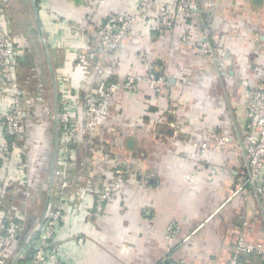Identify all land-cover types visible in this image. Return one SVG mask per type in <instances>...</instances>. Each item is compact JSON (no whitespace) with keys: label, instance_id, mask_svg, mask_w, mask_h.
<instances>
[{"label":"crops","instance_id":"0c3cea01","mask_svg":"<svg viewBox=\"0 0 264 264\" xmlns=\"http://www.w3.org/2000/svg\"><path fill=\"white\" fill-rule=\"evenodd\" d=\"M181 1L196 2L197 15L178 14L169 30L136 25L116 51L117 66L104 70V79L143 74L138 54H144L169 83L161 94L141 84L136 94L117 92L106 101L96 144L73 148L67 165L70 187L63 196L51 176L59 143L56 94L57 104L62 97L70 101L72 119L79 124L82 96L95 86L106 58L89 55L96 27L111 11H134L137 0H103L95 12L66 0H41L39 6L35 0L38 19L27 0L26 23L9 18L16 55L26 60L24 73L34 85L25 110L28 153L13 163L0 162V231L11 204L25 212L10 262L31 251L50 186L49 207L62 209L56 240L66 264H162L165 257L185 264H227L240 232L264 248V196L234 193L245 159L246 91L264 89V0ZM3 2L9 8L12 1ZM204 24L212 32L214 59L197 46ZM184 33L190 39L183 40ZM76 47L79 53L70 51ZM10 102L11 93L0 89V116ZM213 131L228 143L221 152L213 148ZM3 135L0 124V141ZM91 155L95 160L82 168L79 162ZM122 162L133 173L104 211L92 216L89 189L106 184L109 168ZM13 167L27 173L28 195L14 182ZM169 225H175L174 234L168 233ZM239 260L262 264L256 255Z\"/></svg>","mask_w":264,"mask_h":264},{"label":"built area","instance_id":"2783aa9c","mask_svg":"<svg viewBox=\"0 0 264 264\" xmlns=\"http://www.w3.org/2000/svg\"><path fill=\"white\" fill-rule=\"evenodd\" d=\"M83 6H90L95 12L103 0H66ZM197 3L181 0H137L134 11H111L96 27L95 49H91L89 55L101 53L105 60L101 62L95 78V86L86 91L82 96L81 122L74 123L70 101L66 97L58 100L57 104V166L52 169V178L55 180L56 190L59 196L70 187L67 178V165L72 160L73 148L77 143L86 146L95 145L99 120L106 114V101L117 92H130L136 94L140 91V85L146 84L155 94H161L169 83L170 78L159 73L156 66L144 54H138V60L143 67V74L128 73L121 79L105 82L106 68H115V54L125 38L132 33L134 27L140 23L153 25L158 30H169L174 26L178 14L184 17L197 15L194 10ZM199 32L197 46L205 54L214 59L215 50L211 29L203 25ZM7 18L0 12V89L11 93V102L0 116V124L3 129V139L0 141V162L15 161V157H22L28 153L29 144L26 138L25 110L32 98V86L29 79L24 78L23 85L19 79V57L15 52L17 37L8 28ZM183 40L190 39L189 34L182 35ZM80 48H71L77 53ZM79 53V52H78ZM104 80V84H102ZM101 83V84H100ZM247 107L244 140V161L239 170L241 182L234 193L247 191L255 196H264V89L246 91ZM213 148L221 152L228 147V143L217 131L211 133ZM206 144L201 145V150ZM95 156H86L79 165L83 168ZM14 182L20 188L23 195H28L29 178L23 168L13 167ZM134 169L129 163L122 162L109 168V177L106 184L93 185L89 189L93 195L94 205L92 216H99L105 205L114 200L115 195L121 190L124 179ZM9 221L0 231V264H66L58 255L59 245L56 240V230L62 217V209L58 205H52L45 213L43 223L38 226L30 240L32 249L28 255L19 254L17 259L8 260L9 252L24 229L25 212L16 204L10 205ZM247 222L243 221L242 226ZM175 225L168 226V233L174 234ZM256 255L264 264V248L247 242L240 232L235 239V244L227 264H241L240 256ZM162 264H185L169 257L162 259Z\"/></svg>","mask_w":264,"mask_h":264},{"label":"rangeland","instance_id":"374dc122","mask_svg":"<svg viewBox=\"0 0 264 264\" xmlns=\"http://www.w3.org/2000/svg\"><path fill=\"white\" fill-rule=\"evenodd\" d=\"M11 1L12 2L10 4L9 8H8L6 3L4 4L3 0H2L3 3L0 2V4H1L0 8L4 11L3 13L5 14V16L7 18L8 26H9V21L8 20H9L10 17H12L14 21H15V19H17L19 21L18 22L19 24H22L24 22L26 23L28 18H26V12H25L26 8L24 7V3L27 2V0H11ZM4 6L8 8L7 9L8 13H7L6 10H4V8H3ZM11 6H13V9L11 8ZM15 9H17V10H15ZM28 10H30L29 5H28ZM0 12H2V11L0 10ZM15 29L16 30H20V29H17V28H15ZM36 74H37V72H36ZM29 99L31 100V97ZM34 208H33V211H34ZM39 210H40V208L38 209V211ZM40 213H41V210H40Z\"/></svg>","mask_w":264,"mask_h":264},{"label":"water","instance_id":"95a60500","mask_svg":"<svg viewBox=\"0 0 264 264\" xmlns=\"http://www.w3.org/2000/svg\"><path fill=\"white\" fill-rule=\"evenodd\" d=\"M33 5H34V10H35V13H36V17L38 19V15H37V7H36V3H35V0H31ZM40 36H41V33H40ZM42 41H43V38H41ZM44 42V41H43ZM44 47H45V50H46V54L47 53V48H46V45L44 44ZM51 68V67H50ZM56 113H57V94H56V108H55V114H54V120H55V141H57L58 139V128H57V118H56ZM56 146V145H55ZM52 176V174H51ZM51 185V184H50ZM50 197H51V186L49 188V192H48V198H47V202H46V205H45V208L43 210V213H42V217H41V221H40V225L43 223V220H44V216H45V213L46 211L48 210L49 208V204H50ZM17 259V258H16Z\"/></svg>","mask_w":264,"mask_h":264},{"label":"trees","instance_id":"16d2710c","mask_svg":"<svg viewBox=\"0 0 264 264\" xmlns=\"http://www.w3.org/2000/svg\"><path fill=\"white\" fill-rule=\"evenodd\" d=\"M41 0H36V3H37V5L39 6V4L41 3L40 2ZM2 11V10H1ZM2 12H4V11H2ZM96 54H100V55H102L101 53H96ZM95 54V55H96ZM19 60H20V62H19V72H18V76H19V79L21 80V82H22V85H23V81H24V77H26L25 75V73H24V69L26 68V66H27V62H26V60L24 59V60H21L20 58H19ZM98 61H100V59L98 60ZM100 63V62H99ZM28 77V76H27ZM105 80V82H107V81H110V80H114V79H110V78H107V79H104ZM104 80H102L101 82H102V84H104ZM101 84V83H100ZM31 86H32V91L34 90V88H33V84H31ZM10 219H8V221H9ZM8 221L6 222V224L8 223ZM28 246H30V249H31V242H30V245H28ZM29 253H30V251H29ZM29 253H26V255H28ZM240 257H244V256H240Z\"/></svg>","mask_w":264,"mask_h":264}]
</instances>
